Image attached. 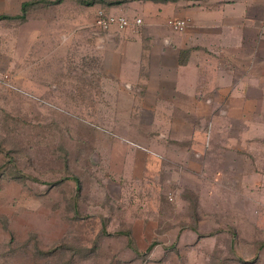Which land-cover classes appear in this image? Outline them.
<instances>
[{"label": "rangeland", "instance_id": "obj_1", "mask_svg": "<svg viewBox=\"0 0 264 264\" xmlns=\"http://www.w3.org/2000/svg\"><path fill=\"white\" fill-rule=\"evenodd\" d=\"M0 1V15L14 16L25 0ZM117 1L38 2L24 22L0 20V226L22 238L29 262L53 240L60 264L138 250L155 264H264V105H235L230 120L171 114L154 103L167 89L149 85L172 71L148 51L141 59L138 44L124 50L117 81L119 31L110 27L102 48L93 36L99 13L123 16L101 5ZM140 63L150 89H123Z\"/></svg>", "mask_w": 264, "mask_h": 264}, {"label": "crops", "instance_id": "obj_2", "mask_svg": "<svg viewBox=\"0 0 264 264\" xmlns=\"http://www.w3.org/2000/svg\"><path fill=\"white\" fill-rule=\"evenodd\" d=\"M2 1L5 3L2 5L3 8L7 7V9L11 6L10 2H13L12 0ZM38 2L44 5H55L62 0H25L19 4V14L0 16L17 17L22 15L21 6L23 3L34 5ZM87 5L91 4L87 2ZM101 5L106 12H109L107 8H117L126 15L133 11L131 13L138 16L134 19L142 18L141 24L143 23V28H145L142 31H132L131 33V30L139 28V25L132 26L134 19L129 21L130 26L124 29L114 27L120 33V36L116 37L117 44L113 49L114 52L120 46V42L122 43V53L120 54L122 59L115 67L116 80L120 81L119 74L125 57L124 50H127L132 44H138L140 56L144 51H148L147 57L155 59L154 62L158 60L162 67H167L166 72L167 70L172 71L165 80H162L163 77H160L159 80L158 77L152 85H149L152 88L159 86L167 89L170 94L169 100H162L159 97L154 100V103H166L167 106L164 108H169L167 112L171 114L185 112L184 114L189 115L196 110L202 118L226 119L224 115L227 114V118L230 120V118L235 119L231 116V112L234 113L232 107L235 105H242L243 112H248V108L252 104L264 105V0H120L115 4ZM28 8L20 22L27 20ZM124 14L122 15L125 16ZM143 14L148 17V25ZM168 18H189L190 24L183 32L173 31L165 24ZM159 25L173 32L172 37L162 35L164 32L160 31ZM102 33L104 32H95L93 36H97L99 42L100 39L107 42V31ZM145 40L156 41V44L151 45L152 47L145 46ZM103 43H99V48H102ZM169 57L171 60L166 63L165 60L167 61ZM140 66H138L139 78L133 79L130 84L126 82L123 89L136 93L138 82H140L138 93L145 86L150 89L146 85L147 81L143 82L141 78V63ZM162 70L164 69L159 68L158 72ZM137 96L142 95L138 94ZM149 99L147 97L140 102L141 104H144L145 101L149 103ZM149 104L150 107H155L153 110L150 108V112L159 111L153 103ZM222 104L228 105L227 110H220ZM143 111L145 110L143 109ZM243 112L239 114V119L243 117ZM260 116L264 117V114L262 113ZM171 117L173 118V116ZM190 150L192 151V147ZM12 232L10 227L4 229L0 226V245L7 240L3 247L11 249L4 255V264H60L59 257L54 255L57 253L53 246L56 242L52 240L51 249L47 243V249L42 251L40 258L29 262L24 251L21 250L22 238L13 239ZM14 248L15 250H13ZM146 250L150 251L151 248H146ZM137 252H135L137 256L135 255L129 260L113 256L111 258L113 262L110 264H155L157 262L150 254L151 251L145 258L143 255L146 252L143 255L139 250ZM82 260L80 263L90 264L86 262L85 253ZM245 261L244 259L246 264Z\"/></svg>", "mask_w": 264, "mask_h": 264}, {"label": "built area", "instance_id": "obj_3", "mask_svg": "<svg viewBox=\"0 0 264 264\" xmlns=\"http://www.w3.org/2000/svg\"><path fill=\"white\" fill-rule=\"evenodd\" d=\"M141 24V19H134L132 26H138ZM168 27L177 32H182L186 26L187 21L183 19H170L167 21ZM95 26L101 32L108 31L110 27H117L118 29H124L130 26L129 21L124 16H113L106 15L103 13L98 14V18L96 20Z\"/></svg>", "mask_w": 264, "mask_h": 264}, {"label": "trees", "instance_id": "obj_4", "mask_svg": "<svg viewBox=\"0 0 264 264\" xmlns=\"http://www.w3.org/2000/svg\"><path fill=\"white\" fill-rule=\"evenodd\" d=\"M108 4H113V3H108ZM115 4V3H114ZM31 5V3H23L21 6L22 10V15H19L17 17H9V16H0V20H14V19H21L24 18L26 9Z\"/></svg>", "mask_w": 264, "mask_h": 264}, {"label": "water", "instance_id": "obj_5", "mask_svg": "<svg viewBox=\"0 0 264 264\" xmlns=\"http://www.w3.org/2000/svg\"><path fill=\"white\" fill-rule=\"evenodd\" d=\"M100 42H104V39H100Z\"/></svg>", "mask_w": 264, "mask_h": 264}]
</instances>
